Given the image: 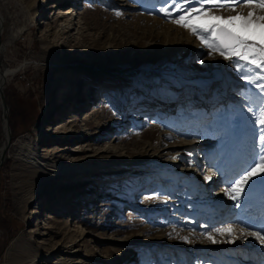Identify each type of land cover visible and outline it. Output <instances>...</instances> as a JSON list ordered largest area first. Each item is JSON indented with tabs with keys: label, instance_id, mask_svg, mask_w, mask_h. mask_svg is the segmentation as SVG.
I'll list each match as a JSON object with an SVG mask.
<instances>
[{
	"label": "rangeland",
	"instance_id": "obj_1",
	"mask_svg": "<svg viewBox=\"0 0 264 264\" xmlns=\"http://www.w3.org/2000/svg\"><path fill=\"white\" fill-rule=\"evenodd\" d=\"M162 2L36 0L33 9L26 0H0V68L24 65L4 83L10 128L5 145L0 109V264H25L32 256L35 264H255L259 257L264 264L253 237L229 244L228 237L215 234L228 223L250 225L244 216L258 208L249 207L255 203L253 190L240 209L227 196L216 208L214 195L228 186L221 180L231 176L245 153L238 113L248 114L241 95L248 86L228 62L210 57L200 45L194 48V37L162 18ZM71 10L77 12L76 25L61 33L58 26L71 19ZM177 29L189 35L188 41L175 55L167 54L179 39ZM195 69L203 72L193 78ZM104 73L111 78L104 79ZM165 85L174 95L169 116L161 109L168 92L160 89L159 107L146 101L156 98L159 89L152 86ZM219 85L227 98L215 106L218 97L211 96ZM238 93L241 97H231ZM96 127L99 134L93 137ZM36 132L51 138L38 139ZM165 134L172 139L166 142ZM26 142L54 164L151 162L155 153H173L198 163L205 176L213 172L218 184L192 191L157 170L114 167L51 180L43 194L25 204L29 191L12 170ZM157 142L168 145L157 151ZM207 151L214 155L209 172L203 162ZM83 182L88 184L76 187ZM209 232L215 244L205 238Z\"/></svg>",
	"mask_w": 264,
	"mask_h": 264
},
{
	"label": "snow or ice",
	"instance_id": "obj_2",
	"mask_svg": "<svg viewBox=\"0 0 264 264\" xmlns=\"http://www.w3.org/2000/svg\"><path fill=\"white\" fill-rule=\"evenodd\" d=\"M244 8L248 9L246 14ZM221 11L234 14H216ZM159 14L186 30L210 57L218 55L228 62L248 86L241 93L248 102V114L238 113L245 128V153L231 176L224 177L228 185L224 193L240 209L255 186H264V0H163ZM217 172L223 175L221 169ZM204 180L211 181L212 174ZM248 228L228 223L215 234L228 237L229 244L253 237L264 247V218L256 230ZM205 238L217 242L211 232Z\"/></svg>",
	"mask_w": 264,
	"mask_h": 264
},
{
	"label": "bare ground",
	"instance_id": "obj_3",
	"mask_svg": "<svg viewBox=\"0 0 264 264\" xmlns=\"http://www.w3.org/2000/svg\"><path fill=\"white\" fill-rule=\"evenodd\" d=\"M65 1H66L67 5H69L70 3H71V5L72 4L74 5L76 2V0H65ZM26 3H28V8H33L34 4L36 3V0H26ZM67 15H72V17H71V19H69L65 23L58 26V29L61 33L65 32L66 30H69L72 26L76 25L77 12L74 10H71ZM73 17H74V21H72ZM168 26H170V25H168ZM163 29H164V27H163ZM167 29H165L164 31L167 32ZM171 29H173V27ZM168 31L170 32L171 30L168 29ZM174 34L176 35V37L178 36L179 39L178 40L173 39L174 41L172 40L174 44H172L173 46L171 48H168L167 50H165V52L167 54H169V52H171L175 55L177 53V51H181V48H182L181 44L183 43V41L184 40L188 41L189 35L186 32L177 29L176 33H174ZM192 38H189V40H191ZM164 39H166V38H164ZM191 41L194 43V46H195L194 48H196L199 45L198 41H195V40H191ZM44 49H48V46L45 45ZM69 60H72V58H70ZM1 66L2 65L0 63V67ZM23 68H24V65H20L17 68L10 70V71H7V70L0 68V83L1 84L3 83V85H5L4 83L6 81L13 78L14 75H16V73L19 72L20 70H22ZM202 72L203 71H201V70L195 69V71H193V78H195L196 75L197 76L201 75ZM102 77L104 79H110L111 78L106 73H104L102 75ZM197 78H199V77H197ZM153 88L159 89L157 91V93H155L156 97L159 96L160 89L162 90V93H164L165 95L168 92V91H165L166 88H164V89L158 88V87H153ZM239 94L240 93H238L237 95H232L231 97L232 98L241 97V96H239ZM53 96H51V98H50L51 100H54ZM172 97H173L172 93H169L167 103H165V105L161 108L163 110V112L166 114V116H169L172 113V106H173V103L171 101ZM211 97H218V99H217L218 101H216V105H215V102L214 103L212 102L215 106H218V104L225 101L224 99L227 97L225 95V89L223 88V86L219 85V87L216 90H214L213 95ZM124 99H126V95L124 96ZM236 99H238V98H236ZM203 101L198 102L197 103L198 105L196 104L195 107L201 106L203 104ZM81 102H82V100L77 99L76 106H80ZM139 103H140V101H139ZM206 103H208V102L206 101ZM128 104H126L125 108L129 107ZM131 105H132V103H131ZM204 105L206 106L208 104H204ZM183 109H186V106ZM187 110H188V108H187ZM1 117H2V114H1ZM2 123H3V127L5 129V133H6V139L3 143L5 145L8 143L10 133L7 134V130H6V127H5L3 120H2ZM95 131L98 132L97 127L92 132L93 137L99 134V132L95 133ZM43 135L44 134H42V132H36V137L38 139H41V136H43ZM44 136H45L44 138H46V139L51 138L47 134ZM165 136H166V138H165L166 142L169 141L170 139H172L171 135L165 134ZM60 139H63V138H60ZM163 141H164V139H163ZM164 142H157V146H156L157 151H160V148H163L166 145H168V144H165ZM4 145L0 144V165L2 164L3 159H4V157H3ZM80 152H81V150H80ZM213 156L214 155L212 152L207 151L205 158L203 159L204 166H206V168L208 169V172H209V170H211L210 168L212 166L211 161H212ZM13 165H14L13 170H12V171H14L13 175L15 177H17L18 179L24 181L25 184L23 183L24 184L23 188L25 190L29 191L27 194L28 196H27V200H26L25 204H29L37 196L43 194L45 192L46 188L48 187L49 183H51L50 182L51 180L54 181V180L59 179V178L74 177L77 175L78 176H87L89 174H93L94 172H101L102 170L113 169L114 167L118 168V170H119V169H128V167L131 166L133 168H137L139 171L144 172V173L149 172V171L153 172L154 170H157V171L161 172L160 176H163V178H168L170 181H180L181 184H184L188 188H191L192 191H195L197 186L200 187L201 190H204V189H206L205 187H208L211 185L213 187H215L218 184V182L215 180L216 178H215V175L213 174V172L209 173V174H212V180L211 181H205L204 180L205 175L200 173L201 168L197 169L199 167L198 163L196 165L192 164L189 161L182 158V156H177L176 154H173V153H170V154L167 153V154L161 155V156H160V154L155 153V160H151V162L132 163L130 161L113 160V161H104V162L98 163V162H92L90 160L84 159L83 162L78 163V164H63V163L54 164L48 159L47 156H40L37 153V151L34 150L32 144L30 142H26V143L20 145V150L17 154V158L13 162ZM186 165H187V167H185ZM202 169H203V167H202ZM221 181L223 183L226 182V180H224V179ZM204 183H206L208 186H206ZM27 184H30L31 189L28 188ZM87 184H88L87 182H83L76 187L80 188L83 185H87ZM252 190H253L252 193H254V195H255V199H254L255 203L254 204L252 203L251 206H249V207L253 208L256 206V207H258L257 212H259V211L262 212L264 210V208H261L260 207L261 205H259V204H261V202L264 199V186H260V185L255 186ZM86 192L88 193L89 191H86ZM210 193H212V190L210 191ZM214 195H216V197L218 198L215 203H217V204L219 203L218 206L216 207L219 209L225 203L224 200L226 199V195L224 193V190L222 192L220 191L219 193L214 194ZM54 198H55V196H54ZM87 201H88V198L85 201V203ZM74 203L75 202H72V207H73ZM66 211H70V208H66ZM262 218H264V215L257 220L256 219L252 220V223L249 226H251L253 229H256L259 226V221ZM253 242H255L259 246V248L261 249L262 252H264V247H262L258 241L255 240ZM24 248H26V251H28V249H29V251L33 250L32 247H30L29 245H25ZM36 258H37L36 256L30 257L29 260L25 264H35L33 262V260ZM233 263H237L236 260L233 259Z\"/></svg>",
	"mask_w": 264,
	"mask_h": 264
},
{
	"label": "water",
	"instance_id": "obj_4",
	"mask_svg": "<svg viewBox=\"0 0 264 264\" xmlns=\"http://www.w3.org/2000/svg\"><path fill=\"white\" fill-rule=\"evenodd\" d=\"M1 43L2 42L0 41V55H3V52L1 49L2 48ZM4 89H5V86L3 85V83L2 84L0 83V109H1V113H2L1 122L3 120L5 127H6V130H7V134H9L10 128L8 125V106H7L6 100H5ZM8 144H9V142H8Z\"/></svg>",
	"mask_w": 264,
	"mask_h": 264
}]
</instances>
